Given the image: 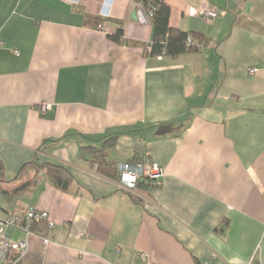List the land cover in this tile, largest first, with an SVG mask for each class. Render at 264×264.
Instances as JSON below:
<instances>
[{"label": "crops", "instance_id": "1", "mask_svg": "<svg viewBox=\"0 0 264 264\" xmlns=\"http://www.w3.org/2000/svg\"><path fill=\"white\" fill-rule=\"evenodd\" d=\"M166 4L170 27L209 39L201 51L151 55L135 0H0L1 183L16 192L0 215L54 223L7 232L27 242L19 264H264V0ZM110 136L116 164L162 168L157 187L138 197L98 172L80 148ZM32 160L68 168V189L19 176Z\"/></svg>", "mask_w": 264, "mask_h": 264}, {"label": "trees", "instance_id": "2", "mask_svg": "<svg viewBox=\"0 0 264 264\" xmlns=\"http://www.w3.org/2000/svg\"><path fill=\"white\" fill-rule=\"evenodd\" d=\"M142 4L144 7L151 6V25L152 37L150 42V54L154 56H177L182 53H196L201 51L208 43L209 39L202 33L197 31H184L178 28L170 27L168 24V17L170 8L163 0H135ZM98 25L104 21V18L92 17ZM120 24V23H119ZM123 29L120 26L112 33L107 34V37L116 43H125ZM115 136L102 141L99 146H86L81 147L80 150L84 154H88L91 163L96 165L98 172L110 178H116V163L108 157V149L114 145ZM137 161V160H132ZM29 170H42L47 179L58 189L67 190L73 181V175L68 168L55 162H37L32 160L24 163L18 175L22 176ZM4 181V168L0 163V182ZM157 187V185L146 181L140 180L137 184V189L149 193L150 189ZM136 201L138 197L134 196ZM45 221L35 222L31 224L30 231L42 235L43 230H49ZM9 259V256L7 260ZM19 255L14 254L10 264H19ZM6 260V262H7ZM6 262L4 264H6Z\"/></svg>", "mask_w": 264, "mask_h": 264}, {"label": "built area", "instance_id": "3", "mask_svg": "<svg viewBox=\"0 0 264 264\" xmlns=\"http://www.w3.org/2000/svg\"><path fill=\"white\" fill-rule=\"evenodd\" d=\"M166 1V0H163ZM148 16L151 15V6L144 7ZM199 15L206 20H211L215 15L213 10L206 7L199 11ZM99 29L104 30V25H98ZM4 41L0 38V47ZM14 54H18L17 50L13 51ZM257 69L255 67L250 68L249 72L254 73ZM51 104L43 102L39 105V110L42 114H45L50 110ZM117 172V178L119 185L127 191L134 192L138 197L137 184L140 180L149 181L155 185L159 184L163 174V170L160 166L149 162H136V161H125L119 162L115 166ZM45 221L49 228L54 226V223L49 219L48 213L44 210L28 207L18 213L0 215V264H4L11 252L18 254L19 257L25 252L27 242L24 240L14 241L10 238L7 232L15 229L22 230L29 234L31 224L35 222ZM50 239L46 236H42V243L47 245ZM249 264H256L252 259ZM261 264V263H259Z\"/></svg>", "mask_w": 264, "mask_h": 264}, {"label": "rangeland", "instance_id": "4", "mask_svg": "<svg viewBox=\"0 0 264 264\" xmlns=\"http://www.w3.org/2000/svg\"><path fill=\"white\" fill-rule=\"evenodd\" d=\"M6 184V183H5ZM4 183L0 182V206L4 207L3 205L7 202V198L14 197L16 192L9 191V188L6 187ZM15 193V194H14Z\"/></svg>", "mask_w": 264, "mask_h": 264}]
</instances>
